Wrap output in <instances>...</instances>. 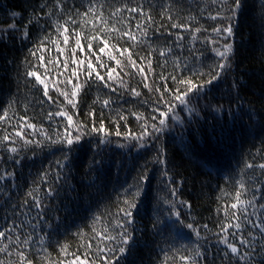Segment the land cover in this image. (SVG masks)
<instances>
[{"label": "trees", "instance_id": "1", "mask_svg": "<svg viewBox=\"0 0 264 264\" xmlns=\"http://www.w3.org/2000/svg\"><path fill=\"white\" fill-rule=\"evenodd\" d=\"M60 2L64 6V13L55 10L54 18H59L61 23L69 16L81 21L85 18L80 14L87 11L89 6L95 9L98 5H103V16L108 21L109 27L115 26L123 30L130 22L132 32L137 33L135 24L139 22L145 25V19L150 15L152 21L147 26V35L143 37V43L139 47H134V53L143 55L151 52L153 48L157 49V52L153 53L156 73L163 72L167 75L177 62L182 66L188 64L189 67L194 66L196 69L208 72L219 61V57L213 51L218 44L214 46L211 40L219 41L220 38L212 29L223 26V21L213 20L211 17L216 16L220 11L221 0H60ZM55 3L56 0H0V29H7L9 23H17V26H20L17 20L12 19L14 11L22 12L27 17L35 10L44 18L40 25L30 29L33 33L31 40L20 41L18 33L14 38L5 36L0 39V115L7 111L9 116L8 122L0 120V137L19 130L15 126L18 124V117L22 116L28 122L37 125L35 134L25 128L24 135L40 140L44 145L43 147L28 146L16 155L7 152L4 147L5 142L0 140V231H5L13 241H15L14 233H19L22 241L29 239L30 246L20 244L19 247L25 249L26 254L37 264H41L45 257L53 262L58 258L64 259L63 254L59 252L60 244L71 245L70 252L79 248L82 254L86 243L91 241L92 250L89 251V258L93 257L97 245L104 247V244H108V247H113L114 243L118 247L119 238L113 243L107 241L101 243L98 237L94 239L96 232L93 228L96 231L107 230L114 236L117 234L119 231L117 221L120 219L117 209L123 207L124 189L134 183V177L141 165L150 161L154 154L152 147L141 149L139 152L133 150L128 154L124 149L116 146L117 143H127L123 135L113 136L111 139L114 143L108 148L105 156L106 175L103 181L96 180L95 175L91 177L87 175L88 165L93 156L91 150L72 153L71 169H60L61 175L65 178L63 181L50 185L42 180L44 172H48V179L51 180L58 170L56 162L63 158L64 153L60 149L67 151L66 145H50L49 142L44 141L40 132L41 128L50 133L57 126L63 129V117L55 116L51 121L47 118L49 111L55 112L58 109L62 97H59L51 87L49 95L53 96L57 103L44 97L42 86L35 82L34 78L25 79L24 70L27 65L22 62L27 58L34 65L40 63L36 57L30 55V50H35L33 46L37 43V36H44L46 31L52 35V39H56L54 20L48 21L46 16L47 11L54 9ZM41 4H46L48 7L41 11L39 7ZM124 5L131 8L139 5L143 11L117 12L116 16L109 18L112 12H116ZM262 5L264 0H248L247 7L234 22L236 35L232 41L239 51L237 60L241 62L240 70L246 72L245 89L241 96L244 99L245 112L251 110V120L247 115L241 117L239 113L235 119L231 114L217 115L218 120L226 122V140L223 143H217L218 132L215 136L212 135L211 116L207 118V122L202 118L198 125L194 124L192 127L181 126L175 122L170 125L169 130L162 134L160 139L167 149L169 159L183 165L179 168L180 175L175 176L174 180L185 179V184L183 187L177 184L178 194L175 197L171 196L170 191L165 187L166 180L158 170L159 165H149L150 198L141 205L134 229H129L133 231L136 245L131 255L120 257L121 264H163L166 255L169 257V264H172L170 258L176 255L178 250L184 251L185 245L189 255L197 245L200 246V250L205 253L204 257H201V264H229L227 260L222 259L223 251L228 250L226 245L220 242V237L213 234L228 235L229 242L238 243L237 237L231 235L235 234L237 229L231 228L228 233L221 231L222 224L236 222L225 218L224 205H228L229 217L233 212H239L246 235L251 229V232L258 237L259 229L252 228L250 221L264 220V207H262L264 206V169L259 167L260 164H264V74L261 72L258 56L261 47ZM94 15L90 13L87 19H93ZM169 15L173 18L172 21L167 19ZM176 21L190 24L191 28L170 27V24ZM96 23L99 24V21ZM71 27L72 25L70 29ZM89 27L90 25L86 26V32ZM196 27H200L201 32L196 33L194 31ZM181 36L183 39H178ZM70 37L64 53H59L51 43L46 42V50L37 51L36 55H43L44 63L52 69L53 65L49 61L56 57L63 61L69 55L68 49L74 47L75 36L70 33ZM113 42L110 41V44ZM128 44L120 40L121 47H127ZM61 47L64 46L61 44ZM99 47V41L94 42L91 50L87 47L84 51L77 50L76 57L80 60L87 57L97 64L93 57L99 56L104 63L115 67L114 61H109L105 53L98 51ZM167 48H171V52L166 56H159V51H167ZM69 67L75 66L70 64ZM97 70L101 75H105L104 68L98 67ZM145 70L147 71V68ZM39 71L43 75V67H40ZM60 71L63 69L61 68ZM125 71L135 73L134 69ZM117 72L123 77L125 84L141 90L142 96L132 95L121 88L119 82L113 84L116 91H112L111 88L100 86V81L92 83L90 80L78 98L79 118L88 123L87 113L94 109L97 123L103 112L105 122L111 128L112 121L118 119L116 114L120 113L128 116L126 123L119 121L121 132L131 130L136 133L140 122L131 113L151 114L152 108L155 107L149 99L152 94L148 93L147 89H143L139 75L134 74L129 77L124 75L120 68H117ZM185 74L190 73L185 70ZM50 75L52 80L64 79V76L58 77L54 72ZM148 75L151 82L152 74L148 73ZM83 79L81 72V81ZM230 82L231 77L227 78V82H214L215 88L209 86L206 90L209 94L201 99V106L209 101L213 104L220 101L225 109H228L225 93ZM157 83H159L158 78ZM169 86H172L170 82ZM97 97L100 99L98 100ZM103 99H110L112 103L105 108L100 103ZM75 111L70 109V114ZM231 111H237L235 103L231 104ZM98 135L100 134L94 133L86 137L82 143L91 141L94 148ZM156 143L158 145L160 142ZM11 146L20 145L18 143L8 145ZM115 161L124 162L119 170L115 166ZM249 163L253 165L252 168L246 167ZM241 183L246 186L242 190V199L251 200L253 194L256 197L252 205L247 208V219L244 218L243 206L237 210L230 207L231 203L235 202V192L241 190ZM89 184L93 186L87 187ZM50 186L59 195L44 201L45 212L38 217L37 209L31 199L28 198L29 202L24 203L26 194L28 191H34L35 195L42 198ZM169 200L175 202L174 211L181 213L179 219L174 213L169 214L168 209L171 208V204L167 202ZM181 200L190 203L191 208L179 203ZM97 217L102 219L97 220ZM157 217L164 221L159 225V231L152 228V223ZM188 223H193L200 229V237L187 228ZM204 224H208L207 230L202 227ZM8 229L12 232L6 231ZM77 233L84 235L78 236ZM8 242L7 239L0 238V246ZM259 243L264 242L257 240V246ZM16 250V246H10L9 251L12 252L10 257L0 252V261L15 262ZM175 264L181 262L177 259ZM231 264H236L235 257ZM240 264L244 262L241 261Z\"/></svg>", "mask_w": 264, "mask_h": 264}, {"label": "snow or ice", "instance_id": "2", "mask_svg": "<svg viewBox=\"0 0 264 264\" xmlns=\"http://www.w3.org/2000/svg\"><path fill=\"white\" fill-rule=\"evenodd\" d=\"M248 0H221L220 11H218L216 16H212L213 20L223 21V26L213 27L212 31L219 37V41L211 40V43L217 47L213 48L216 55L219 57L214 66H212L208 72L196 69L194 66L189 67L188 64H183L177 62L173 65V70L165 75L163 72L156 73L153 66L154 57L153 53L157 52V49H151V52H146L141 55L139 53H134V47H139L143 43V37L147 35L149 22L152 21V17L149 15L145 19V25H141L139 22L135 24L137 33L132 32L131 23L129 22L125 28H117L115 26L109 27L108 21L104 19L103 16V5H98L97 8H92L89 6L88 10L81 13L80 15L85 18L81 21L76 20L73 16H69L68 19L61 23L59 18H54V11L58 10L59 13H64V6L60 0H56L53 10H49L46 13L48 21L54 20V32L56 39H52V35L45 31L44 36H37V43L34 44V51L30 50V55L36 57L39 64H33L29 59H25L22 63L26 64L27 67L24 70V77L27 80L28 77L34 78L35 82H38L42 86V93L44 97H47L49 101L57 103L53 96L49 95L50 87L54 88L59 97H62V102L58 105V109L55 112L49 111L47 113L48 120H52L55 116L64 118L63 129L60 127H55L51 133L41 128L40 132L43 135L44 141L49 142L50 145H66L67 151L65 152L63 148L60 150L64 153L62 160H58L57 167L58 170L51 178L48 179V172H44L42 180L50 185L56 184L58 181H63L65 178L61 175L60 169H71L73 164L72 153L76 151L91 150L93 152L92 160L88 165V176L95 175L96 180L103 181L105 179V156L107 154L108 148L114 143L111 139L115 137H123L127 143H117V148L124 149L126 153L130 154L133 150L139 152L141 149L152 147L154 149V154L150 161H146L145 164L141 165L140 170L137 171L134 177V183L128 185L124 189L123 207L117 209V215L120 219L117 221V228L119 231L114 236L107 230L93 231L96 232L95 238H99L101 243L105 241L113 243L119 238V246L108 247V244H104V247H97L94 250V255L89 258V251L92 250L91 241H88L85 245V251L81 254L79 248L76 251L70 252L69 249L71 245L65 243L59 245V252L63 254L64 259L58 258L55 262L51 259L45 257L41 264H121L120 257L128 256L133 253L136 241L133 236V231H129L130 228L134 229L136 219L140 215V207L144 201L149 200L151 193V179L149 172L151 169L149 165H159V171L162 174L164 180H166L165 187L171 193V196L175 197L178 194V187H183L185 184V179H180L175 181L174 177L180 175L179 168L182 164H176L174 160L169 159L167 149L165 148L163 142L161 141V136L166 131L169 130L170 125L175 122L181 126L192 127L194 124H199L200 119H204L207 122V118L211 116V128L212 135H216L217 143H223L226 140L225 125L226 122H221L217 119V115H228L231 114L233 118H237L239 113L241 117L247 115L249 120L252 118L251 110L245 112L243 104L244 99L241 93L245 89L244 76L246 72L240 70V61L237 60L239 51L235 46L233 38L236 35L234 30V22L238 20L243 10L247 7ZM40 10L47 8L48 5L41 4ZM128 13L137 12L141 13L143 10L138 5L136 8L128 7L124 5L118 8L116 12L110 14L111 17L116 16L117 12ZM90 13H94V17L88 20ZM12 19L17 20V23H9L7 29H0V39L5 36L15 37V34H19L20 41L31 40L33 33L30 31L31 28L36 27L41 24L44 19L37 11L33 10L30 16H25L22 12L14 11L12 13ZM169 21H172V17L167 16ZM99 21V24L96 23ZM70 25H72L70 29ZM90 25L88 31H85L86 26ZM260 25L261 34L260 42L261 47L258 52L259 63L261 65V72L264 74V5L261 6L260 14ZM49 26H52L49 24ZM172 28H191L190 24L180 23L179 21L170 24ZM77 28L80 30L78 31ZM196 33L201 32L200 27H196L194 30ZM207 31V29H204ZM70 33L74 34V47L68 49L69 55L61 61L59 57H56L49 61L53 65L52 69H49L47 64L44 63L45 57L43 55L37 56V51L46 50V42L51 43L54 48L59 53H64L66 46L70 41ZM113 34H116L113 36ZM126 38V39H125ZM178 39H183V37H178ZM195 39V36H193ZM120 40H124L127 47L120 46ZM99 41L100 47L98 51L100 53H105L109 61L115 62V67H112L108 63H104L99 56H94L98 63L94 64L91 59L85 57V59H78L76 57L77 50L84 51L85 47L91 50L93 48V43ZM110 41H114L110 44ZM61 44L64 47H61ZM111 49V50H109ZM168 52H171V48H167V51L160 50L159 56H166ZM119 58H118V55ZM139 61V63L137 62ZM167 61H165V64ZM72 64L75 67L70 68L69 65ZM57 65L59 67H57ZM235 65V67H234ZM43 67V75L40 73L39 68ZM104 68L105 75H101L97 68ZM163 67V66H162ZM63 71H60V69ZM117 68H120L124 75L129 77L134 74L141 77V84L143 89H147L148 93L152 94L149 99L155 107L152 108V113L149 115H144L143 113L133 112L131 115L135 116L136 120L140 122L139 130L133 133L131 130H126L124 133L120 130L119 121L128 120V116L117 113L118 119L112 121L113 127H109L104 119L103 112H101L99 122L97 123L96 112L91 110L87 113L89 122L85 123L79 118L78 103L81 92L84 91L85 86L91 80L92 83L95 81H100L102 87L111 88L112 91H116L113 84L119 82L121 88L126 89L132 95L136 97L142 96V91L138 90L137 87H132L130 84H125L123 82V77L117 72ZM147 68V71L145 70ZM126 69H134L135 73L132 71H125ZM187 70L189 75L185 74ZM54 72L58 77L64 76V79L52 80L50 73ZM81 72H83V81H81ZM65 73L67 75L65 76ZM151 73V82H149V75ZM115 74V75H114ZM94 77V79H93ZM107 77V78H106ZM231 77V82L228 84V90L225 93L227 96V103L229 105L228 109L220 101L213 104L211 101L204 103L202 106L200 104L201 99L208 96L209 86L213 88L216 87L214 82H227V78ZM157 78L159 83H157ZM171 83V87L169 86ZM61 85L63 87L61 88ZM99 100L100 98L97 97ZM103 107H108L112 101L110 99L100 100ZM235 103L237 105V111H231V104ZM11 105H9V108ZM70 109H75V112L70 114ZM26 110V109H25ZM185 113V115H181ZM203 113V117H201ZM75 117V118H74ZM0 120L8 122L9 116L8 112H3L0 115ZM17 129L9 135H4L0 137V140L5 142V150L12 154L19 155L28 146L43 147V143L40 140H34L24 135V129H30L32 134L36 133L37 125L35 123H30L25 120L24 117H18V124L15 126ZM100 134L97 136L94 148L92 147L91 141L82 143L85 141L86 137L92 134ZM15 137L16 139H13ZM157 141L160 143L157 145ZM19 147L11 146L9 144L16 145ZM34 151V148H33ZM115 166L119 170L123 166V161H115ZM247 168H252L251 163L246 165ZM259 167L264 169V164H260ZM93 184L87 185V187H92ZM243 183L240 184V189L235 192L234 200L230 207L233 210L239 209L243 206L245 219H247V208L252 205L253 200L256 199L255 194H253L251 200L242 199V190L245 189ZM59 193L52 187H48L43 197H38L34 194V191H28L26 194V199L24 201L27 204L28 198L31 199L33 206L37 209V216L40 217L45 212L44 201L58 196ZM171 204V208L168 209L169 214H173L179 219L181 213L175 210V202L169 200L167 201ZM179 203L186 205L191 208V204L187 201H179ZM264 207V206H262ZM224 216L226 219L235 220L236 222L222 224L221 231L223 233H228L229 229L235 228L237 232L235 235L237 237L238 243L229 242L228 235L220 236V233H213L214 235L220 237V242L226 245V249L222 253V259L227 260L229 264L233 257H235L236 264H240L241 261L244 264H264V243H259L257 246V240L264 242V220L250 221L252 228L259 229L258 237L251 232L249 229L246 235L242 225H241V215L239 212H233L231 217H229L228 205H224ZM58 219V218H57ZM102 219V217H97V220ZM164 223L159 217L156 221L152 223V228L159 231V225ZM51 226V225H50ZM205 230L209 228L208 224L202 226ZM187 228L191 229L197 237H200V229L196 228L193 223H188ZM12 232V230H6ZM15 241H13L5 231H0V238L7 239L9 242L0 246V252H4L7 257L12 255L9 251L10 246H16L15 255L17 260L15 262L11 260L0 261V264H37V262L26 254V250L19 247L20 244H24L26 247L30 246V240L20 239L19 233H14ZM78 236L84 235L82 233H77ZM207 239V237H204ZM43 242V241H41ZM243 246V247H241ZM230 250V251H229ZM205 253L200 250V246L197 245L195 249L192 250V254H188L187 246L185 245L184 251H177L176 255H173L170 259L172 264H175L177 259L181 264H201V257H204ZM71 256V259L67 257ZM163 264H169V257H165Z\"/></svg>", "mask_w": 264, "mask_h": 264}]
</instances>
